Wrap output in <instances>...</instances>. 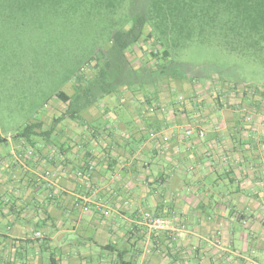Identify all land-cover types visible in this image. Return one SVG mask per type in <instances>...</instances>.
I'll list each match as a JSON object with an SVG mask.
<instances>
[{"label": "crops", "instance_id": "0c3cea01", "mask_svg": "<svg viewBox=\"0 0 264 264\" xmlns=\"http://www.w3.org/2000/svg\"><path fill=\"white\" fill-rule=\"evenodd\" d=\"M147 74L0 133V264H264V91Z\"/></svg>", "mask_w": 264, "mask_h": 264}, {"label": "trees", "instance_id": "16d2710c", "mask_svg": "<svg viewBox=\"0 0 264 264\" xmlns=\"http://www.w3.org/2000/svg\"><path fill=\"white\" fill-rule=\"evenodd\" d=\"M74 23L98 25L104 41L97 50L93 46L83 64L94 61L97 76L106 85L107 81L116 86L124 82L123 74L128 70L126 82L133 83L138 73L130 70L126 52L139 46L140 40L162 49L154 47L148 53L161 73L168 66L169 47L188 39L223 41L233 51H249L264 66V0H0V51L10 42L14 45V33L21 27L38 32L39 41L44 38L43 30L51 27L54 43L59 33L74 29ZM250 86L243 87L244 94L247 89L255 92ZM56 97L70 105L76 99L61 91ZM39 127L40 123H26L14 136L28 139Z\"/></svg>", "mask_w": 264, "mask_h": 264}, {"label": "rangeland", "instance_id": "374dc122", "mask_svg": "<svg viewBox=\"0 0 264 264\" xmlns=\"http://www.w3.org/2000/svg\"><path fill=\"white\" fill-rule=\"evenodd\" d=\"M73 25L74 29L69 30V33H59V38L54 43L50 39L51 27L43 30L44 38L41 41L37 38L38 32L21 27L14 33L17 35L14 45L10 42L4 51H0L1 134H14L24 124L37 120L42 121L41 129L46 131L53 117L55 125L62 117L59 112L67 105V102L56 97V92L61 90L71 93L73 84H78L84 95L98 93L92 97L102 101L106 89L102 85L103 79L97 76L99 71L94 67L95 62L90 61L88 65L83 62L92 54L93 46L97 50L104 38L98 33V25ZM147 31L146 28L145 32ZM143 43L140 40L139 46L134 45L131 52H126L128 66L138 73L137 79L140 80L146 73L150 78L153 73H161L148 53L154 47L158 51L162 49L152 45L151 41L147 45ZM169 53L165 63L168 66L165 70L161 69L163 75L160 74L161 78L156 80L181 76L182 79L197 80L199 83L203 80V88L230 84L243 89L244 86L251 85L250 88L255 89V92L249 91V95L253 98L262 95L257 92L264 91V66L249 51H233L229 45L216 39H188L179 40V46L169 47ZM117 67L116 65L114 68L118 69ZM73 73L76 74L71 75ZM93 73L96 77L92 76ZM128 73L129 70L127 73L125 71L124 79L128 77ZM70 75L71 79L64 82ZM146 225L152 232L172 227L169 221L164 230H154L148 222Z\"/></svg>", "mask_w": 264, "mask_h": 264}, {"label": "built area", "instance_id": "2783aa9c", "mask_svg": "<svg viewBox=\"0 0 264 264\" xmlns=\"http://www.w3.org/2000/svg\"><path fill=\"white\" fill-rule=\"evenodd\" d=\"M189 132V131H187ZM149 226L154 229V230H164L168 227V220L160 217H148L147 220ZM36 237H40L41 233L36 232L35 233Z\"/></svg>", "mask_w": 264, "mask_h": 264}]
</instances>
